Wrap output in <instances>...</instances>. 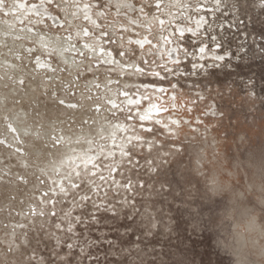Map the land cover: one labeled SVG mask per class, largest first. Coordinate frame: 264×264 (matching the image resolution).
<instances>
[{
  "label": "rangeland",
  "instance_id": "1",
  "mask_svg": "<svg viewBox=\"0 0 264 264\" xmlns=\"http://www.w3.org/2000/svg\"><path fill=\"white\" fill-rule=\"evenodd\" d=\"M177 1L0 0V264H264V0Z\"/></svg>",
  "mask_w": 264,
  "mask_h": 264
},
{
  "label": "built area",
  "instance_id": "2",
  "mask_svg": "<svg viewBox=\"0 0 264 264\" xmlns=\"http://www.w3.org/2000/svg\"><path fill=\"white\" fill-rule=\"evenodd\" d=\"M158 7H161V10L163 11V16H167L166 17V21L167 23H171L170 25L175 26V29L183 26V21H188V20H192L196 18L195 15H193V11L196 9V5L192 4L190 0H180L177 1V3H168L166 5H162V3H157L156 4ZM91 9V7H90ZM110 9V8H109ZM175 10L176 14H173L172 11ZM123 13V18H128L129 15L127 12H122ZM103 16L105 17L104 20H106V22H99L97 19H94V23L97 26V29L95 30V35H92L95 37V39H97L98 41V46L100 47V49L98 50V53L100 56H112L114 54V51L111 50L110 45H108V41H109V37L113 36L115 39H117V36L121 37L122 34H117L115 33L116 31H114L112 29V24L110 22H112L111 19L107 18L108 17V13H106V11H102ZM170 17L169 21L167 18ZM90 19H93L92 16V10L89 11V21ZM193 20V21H194ZM171 30H173V28H171ZM121 32V29H120ZM164 48V45H163ZM83 58L88 56V58H92L94 56V53L91 52L87 55V51L83 52V55H81ZM110 57H106V59H109ZM110 60V59H109ZM93 66L89 67L87 69H85V76L83 78L84 82H87L88 85H93V81H94V76L96 75V77H100L101 73H97L100 70V66L98 62L94 61L92 62ZM92 71H96L95 74L92 73ZM103 73H106L103 71ZM90 79V81H89ZM115 79V78H114ZM96 85H115L111 79L110 74H106L104 76L101 77L100 80H97L96 83L94 84Z\"/></svg>",
  "mask_w": 264,
  "mask_h": 264
},
{
  "label": "bare ground",
  "instance_id": "3",
  "mask_svg": "<svg viewBox=\"0 0 264 264\" xmlns=\"http://www.w3.org/2000/svg\"><path fill=\"white\" fill-rule=\"evenodd\" d=\"M32 10V9H31ZM30 11V10H29ZM46 15H49V14H46ZM44 16V15H43ZM49 17L50 18H52V15H49ZM53 19V18H52ZM142 44V43H141ZM149 87H151V89L154 91V93L152 92V93H150L149 95H147V94H145V98H147L148 100H149V98L150 99H152V101H150L151 103H149V105L150 104H152L150 107H148L147 109L148 110H146L145 112H141V117L142 118H145V119H148V120H150V119H152V118H155V116L156 115H158V114H160V113H163L164 111H165V109L164 108H162V106H161V104L158 102V101H155L154 100V98H159V101H166V100H168L169 102H173V103H175L176 102V95L172 92L170 95H169V97L168 96H166L165 98H162L161 97V92H160V90H161V88H159V87H155V86H151V85H148ZM139 96V98H137V100H135V99H133L132 98V96H131V94H129L128 95V97H126V103L128 104V105H136L137 103H142V99H143V96H141V95H138ZM168 97V98H167ZM117 102L118 101H116V100H113L112 102H110V106H116V104H117ZM73 106V105H72ZM149 108H151V109H149ZM169 119V118H168ZM171 120H173V119H171ZM161 124V123H160ZM162 125V124H161ZM114 133H115V131H114ZM107 140V139H106ZM72 141V140H71ZM92 147V146H91ZM90 153V152H89ZM92 157V156H91ZM68 158V157H67ZM78 159V158H77ZM70 163V162H69Z\"/></svg>",
  "mask_w": 264,
  "mask_h": 264
}]
</instances>
